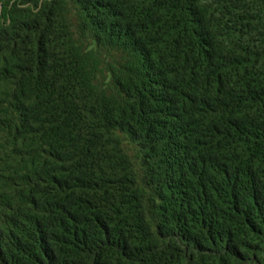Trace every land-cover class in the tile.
<instances>
[{
  "label": "trees",
  "instance_id": "16d2710c",
  "mask_svg": "<svg viewBox=\"0 0 264 264\" xmlns=\"http://www.w3.org/2000/svg\"><path fill=\"white\" fill-rule=\"evenodd\" d=\"M0 264H264V0H0Z\"/></svg>",
  "mask_w": 264,
  "mask_h": 264
}]
</instances>
